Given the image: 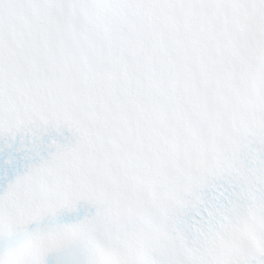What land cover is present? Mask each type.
Returning a JSON list of instances; mask_svg holds the SVG:
<instances>
[{"label":"snow or ice","instance_id":"6c2138e0","mask_svg":"<svg viewBox=\"0 0 264 264\" xmlns=\"http://www.w3.org/2000/svg\"><path fill=\"white\" fill-rule=\"evenodd\" d=\"M0 264H264V0H0Z\"/></svg>","mask_w":264,"mask_h":264}]
</instances>
